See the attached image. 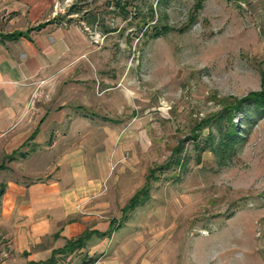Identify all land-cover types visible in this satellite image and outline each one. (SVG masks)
<instances>
[{
  "label": "rangeland",
  "instance_id": "1",
  "mask_svg": "<svg viewBox=\"0 0 264 264\" xmlns=\"http://www.w3.org/2000/svg\"><path fill=\"white\" fill-rule=\"evenodd\" d=\"M52 12L92 46L81 114L101 129L83 153L114 174L86 205L151 264H264V114L239 113L221 149L217 116L263 88L264 0H56Z\"/></svg>",
  "mask_w": 264,
  "mask_h": 264
},
{
  "label": "crops",
  "instance_id": "2",
  "mask_svg": "<svg viewBox=\"0 0 264 264\" xmlns=\"http://www.w3.org/2000/svg\"><path fill=\"white\" fill-rule=\"evenodd\" d=\"M53 3L0 0L1 36L50 22L18 40L0 39V264H151L117 240L120 229L101 237L116 221L86 205L114 173L111 160H85L89 131L101 129L81 114L92 46L80 28L57 20ZM51 90L56 109L48 105ZM85 232L92 234L81 247L67 251Z\"/></svg>",
  "mask_w": 264,
  "mask_h": 264
},
{
  "label": "trees",
  "instance_id": "3",
  "mask_svg": "<svg viewBox=\"0 0 264 264\" xmlns=\"http://www.w3.org/2000/svg\"><path fill=\"white\" fill-rule=\"evenodd\" d=\"M116 8H119L120 10H124V7L118 4H115ZM153 13V12H152ZM153 16V15H152ZM59 20V19H57ZM49 23H45V24H40L37 27H35L32 30H29L27 33H22V32H15L12 34H6L4 36L0 35V39H4V40H18L22 37H24L26 34H28L31 31H39L42 28H44L45 26L49 25ZM159 34V33H158ZM160 35V34H159ZM222 111L217 115L220 119V121H226V130L224 135L222 136V140H221V144H220V148H231L230 146L232 144H236L238 136H237V131H236V125L234 123V118L242 112H245L248 109H251V111H253L254 113L258 114V115H263L264 114V75H263V88L261 91L259 92H252L250 93L248 96L242 98V99H226L222 102ZM217 117V118H218ZM215 118V116H212L208 121H202V123L197 124L194 128V136H193V140L197 141L200 133H202V131L206 128V126H211V124L217 119ZM222 125L218 126L220 133H222ZM210 139L211 140V144H213V139H212V133L209 134ZM231 144V145H230ZM233 146V145H232ZM177 151H179V149H177ZM215 151V150H214ZM220 152V150H219ZM176 153V152H175ZM18 155V153H15V155L9 156L7 158V161L10 163L14 160L15 156ZM21 157H25V155H20ZM4 165L0 167L1 169H4ZM4 194V189H1L0 191V197ZM143 193L139 192L138 194H136L128 203V205L124 208L123 210V215H124V221H126L128 219V214H130L131 212H133L134 210H136L140 204H142V199H140V196ZM115 226H116V222H112L110 225V229L108 231V233L104 234V235H100L101 237H107V236H111L113 231L115 230ZM92 233L90 232H85L84 235L79 238L77 241L74 242H69L66 249L67 251H71L77 248L81 247V244L86 241ZM49 264H52V262H50Z\"/></svg>",
  "mask_w": 264,
  "mask_h": 264
},
{
  "label": "built area",
  "instance_id": "4",
  "mask_svg": "<svg viewBox=\"0 0 264 264\" xmlns=\"http://www.w3.org/2000/svg\"><path fill=\"white\" fill-rule=\"evenodd\" d=\"M96 264H98V263H96Z\"/></svg>",
  "mask_w": 264,
  "mask_h": 264
}]
</instances>
